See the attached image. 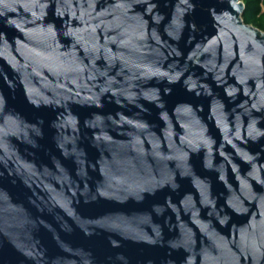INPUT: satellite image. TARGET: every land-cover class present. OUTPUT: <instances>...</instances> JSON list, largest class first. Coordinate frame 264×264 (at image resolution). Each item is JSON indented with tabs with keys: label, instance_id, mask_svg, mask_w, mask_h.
Returning a JSON list of instances; mask_svg holds the SVG:
<instances>
[{
	"label": "water",
	"instance_id": "95a60500",
	"mask_svg": "<svg viewBox=\"0 0 264 264\" xmlns=\"http://www.w3.org/2000/svg\"><path fill=\"white\" fill-rule=\"evenodd\" d=\"M243 0H0V264H264V30Z\"/></svg>",
	"mask_w": 264,
	"mask_h": 264
},
{
	"label": "trees",
	"instance_id": "16d2710c",
	"mask_svg": "<svg viewBox=\"0 0 264 264\" xmlns=\"http://www.w3.org/2000/svg\"><path fill=\"white\" fill-rule=\"evenodd\" d=\"M245 10L243 19L264 30V0H243Z\"/></svg>",
	"mask_w": 264,
	"mask_h": 264
}]
</instances>
